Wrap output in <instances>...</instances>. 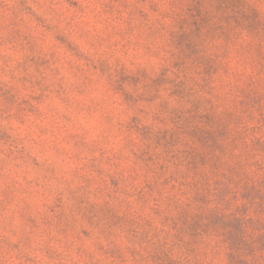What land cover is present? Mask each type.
Returning a JSON list of instances; mask_svg holds the SVG:
<instances>
[{"label": "rangeland", "instance_id": "374dc122", "mask_svg": "<svg viewBox=\"0 0 264 264\" xmlns=\"http://www.w3.org/2000/svg\"><path fill=\"white\" fill-rule=\"evenodd\" d=\"M0 264H264V0H0Z\"/></svg>", "mask_w": 264, "mask_h": 264}]
</instances>
